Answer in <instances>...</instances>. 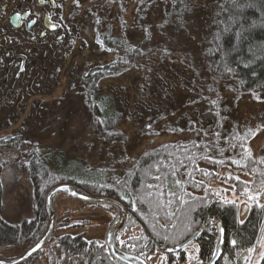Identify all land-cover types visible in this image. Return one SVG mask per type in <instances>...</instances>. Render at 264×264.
I'll return each instance as SVG.
<instances>
[{"label":"trees","instance_id":"16d2710c","mask_svg":"<svg viewBox=\"0 0 264 264\" xmlns=\"http://www.w3.org/2000/svg\"><path fill=\"white\" fill-rule=\"evenodd\" d=\"M79 2V6L78 1L73 2L76 12L68 15V27L62 25V32L69 43L82 38L79 23L77 25L73 19L79 12H85L83 4L89 2L84 17L89 19L94 47L100 54L98 61L96 58L92 65L84 67L85 73L77 80V88L80 89L78 98L91 116L98 143L120 142L122 134L118 124L128 105V101H118V87L106 90L103 82L117 81L128 69L137 70L150 61L157 64L153 72L150 71L152 87L158 84L156 92L164 96L159 100L160 106L165 102L162 110L160 107L161 112L153 108L156 114L150 119L153 127L143 133L156 134L155 126L160 124L158 127L162 126L165 132L189 136L142 149L121 169L111 164L92 166L74 151L30 144L25 163L35 192L34 215L18 222L7 221L0 182V247L20 243L26 247L24 253L31 249L46 227L45 195L67 184L90 198L119 203L126 214L124 227L129 226L131 234L121 243L117 235L115 243L120 250L139 256L148 264L157 254L163 255L167 264L185 262L187 248L175 252L166 250L180 245L199 228L202 232L191 246H195L201 264H207L217 241L218 222L224 229V243L221 257L214 264H236L240 253L256 246L264 230V152H257L251 145L257 128L250 124L242 126L238 121L242 100L256 104L255 111L258 104L264 105V0ZM159 2L157 17L161 21L155 26L145 15ZM114 3L119 7L110 18L107 5ZM130 3L145 7L136 17L140 33L132 38L127 35L130 26L124 19ZM205 11L210 22L202 35L201 63L198 64L192 48L183 46L190 40L186 37L191 38L193 34V24L189 28L187 23L195 20L194 15ZM117 27L119 31L115 30ZM155 35L159 41L154 39ZM62 46V42L55 43L51 60L56 62L61 58L57 48ZM180 54L184 65L179 63L175 67L177 73L166 68L165 62L174 64ZM51 66L60 68V64ZM175 82L178 87L183 84L186 90L176 87ZM177 90L181 92L175 93ZM77 112L84 113V107ZM22 130L19 127L15 133ZM8 136L0 138V150H3L0 151V181L6 169L8 142L10 146L17 142L28 144L26 139L15 138L14 141ZM212 180L224 182L228 190L235 189L236 195H248L250 208L244 219L240 218L238 203L226 198L229 191L211 188L209 181ZM117 217H113L115 221L111 225L117 222ZM54 241L51 239L50 252L44 254L48 250L45 244L33 259L44 255L48 264L68 261L71 264H124L114 258L104 240H87L83 233H66Z\"/></svg>","mask_w":264,"mask_h":264},{"label":"rangeland","instance_id":"374dc122","mask_svg":"<svg viewBox=\"0 0 264 264\" xmlns=\"http://www.w3.org/2000/svg\"><path fill=\"white\" fill-rule=\"evenodd\" d=\"M75 1H78L77 5L79 6V0H65V4L62 5V8H58L59 10L57 13L55 12V15L62 22L63 26L65 24L68 27V15L76 12L75 10L77 7H72ZM89 5V2L83 4V10H85V12H87V6ZM159 6L160 2L156 3L155 6L153 5L147 10V14L145 15L149 16L151 23L155 26L161 21V18L157 17ZM107 7H109L110 10L107 16L112 18L114 14L117 13V7H119V5L114 3L113 5L108 4ZM126 8L124 19L130 26L127 30V35L132 38L133 35H138L140 33L139 25L136 23V17H139L140 11L144 10L145 7L140 6L138 3H130ZM85 12L83 11L82 14L79 12L77 14L78 16L73 19L77 25L79 23L78 28L82 31V38H75V41L72 43L67 41V44L61 48H57L61 58L57 59L56 62L51 60L52 65L60 64L58 70L56 67L51 66V97L49 98L47 94V96H41L42 93H39V95L36 94L34 95L36 98L32 99H38V102L33 104L37 110L31 111L30 114L27 115L28 109L26 110L25 108L22 113L18 114L16 119L3 120L4 123H9L8 126L10 125V128L2 130L0 132V138L9 135L8 138H14V141L17 140L15 138H23L28 141L26 145L25 142H17L10 146V142H8V146H6V150L8 151L7 163L6 169H4L1 174L0 182H2L4 190L3 213L5 219L9 222H18L23 218L29 219L34 215L36 205L34 201L35 192L29 180L31 177L27 170V163H25V153L32 143L39 144L49 149L60 148L74 151L76 154L80 155V157L87 160L92 166L111 164L114 168L121 169L122 166H127L129 164L128 161H130L134 154L142 149L158 146L161 145V143L165 144L185 139L186 136H189L165 132L166 130H163L162 126L158 127L160 124L155 126L156 128L154 127L158 131L156 134L150 135L148 133H143L149 131L153 127L150 123V119L156 115L153 108L156 112H159L160 107L161 110L164 108L165 102L164 100L160 106L159 100L164 96L157 94V89H155V87H158V84L154 83V89L152 87L151 79H153V77L150 75V71L153 72L157 64L155 61H150V63H148L149 65H143L137 70L128 69L117 81L106 80L103 82L102 85L106 90L118 87V101H128V105L126 106L123 120L118 124V128L120 129L119 132L122 134L120 142L115 141L111 145L102 142L98 143V140L94 136L95 130L91 123V116L88 113L87 107L79 100L80 89L77 88L79 86L77 80L85 73L84 67L87 68V66L92 65L96 58L98 61V55L100 54L96 47H94L95 41H93V31L89 19L86 16L84 17ZM197 15H199V19ZM194 17L195 20H191L193 22L189 21V23H187L189 28L190 24H193L191 25L192 37H186V39L190 40L185 42V46L183 47L192 48V51L195 52L194 56L199 64L201 63L199 60V52L202 46V35L205 34V29L208 27L210 19L206 11L196 14ZM115 30H118V27ZM185 36L186 34H184L183 37ZM65 37L67 38L66 35ZM157 37L158 36L155 35L154 39ZM159 40L160 39H158V41ZM92 47L93 49H91ZM177 50L179 51L180 48H177ZM180 57L181 54L176 57L177 59L174 60V64H172V61L165 62L166 68L169 67V69H174L175 73H177V68L175 67L179 63L183 64L184 62ZM70 62L73 64L70 65ZM63 64L64 66H61ZM175 83L177 85L176 87H178V82ZM178 88L186 90L183 84H180ZM165 89L164 87L162 92ZM179 91L180 90H177L175 93ZM36 92L37 90L35 93ZM155 94H157V96ZM44 101H48V103ZM242 101L243 103L240 104L241 116L238 117V121L242 126L250 124L257 128V133L251 140V145L257 152H264V105L258 104L257 111H255L256 104H253L248 99ZM166 103L170 102L167 101ZM28 104L24 107L30 106V104ZM81 107H84V113L79 114L77 110H80ZM147 107H151V109L148 110ZM47 110L50 114H45ZM19 127L23 128V130L15 133V129ZM161 130L163 131L161 132ZM242 179L247 180L246 177ZM209 182L211 188L216 190L223 189L226 190V192L229 191L226 193V198L232 199L238 203L240 218L244 219L250 208V202L247 199L248 195H236L235 189L233 190V188H231L233 191L228 190L226 185H223L224 182L219 180H212ZM46 199L47 196L45 195L44 211H47V221L44 231L47 230L49 222V211L47 209ZM52 200V206L55 210V227L52 235H50L46 242L45 249L48 247V250L45 251L44 249L45 255L47 252H50L49 248H51L53 244L51 239H53V241H58L60 236L66 233L72 235L83 233L87 240L105 241L108 231L107 228L115 221L113 217L118 215L117 210L109 205L101 207L100 204L84 203L71 199L64 194H58ZM128 227L129 226L124 227L125 229L118 234L116 239L120 241L119 243L124 241V239L131 234V229ZM44 231L39 235L38 241L34 242L35 245L43 237ZM134 232L135 228L132 233ZM19 244L7 248L0 247V260L10 261L20 257V255H22L21 253H24L23 250H25L26 247ZM191 245L187 246V257L185 262L180 264H201V261L197 258L195 246ZM263 258L264 230L256 246L249 251L240 253L236 259V264H261ZM165 261L163 255L157 254L150 259V264H167ZM71 263V261H68L66 264ZM21 264L48 263L45 261V256L41 255L37 259H33L32 256Z\"/></svg>","mask_w":264,"mask_h":264},{"label":"flooded vegetation","instance_id":"af4514ba","mask_svg":"<svg viewBox=\"0 0 264 264\" xmlns=\"http://www.w3.org/2000/svg\"><path fill=\"white\" fill-rule=\"evenodd\" d=\"M63 4L65 0H0V132L8 128L4 121L16 119L28 103L27 115L37 110L34 95L51 97V56L55 43L67 44L55 15Z\"/></svg>","mask_w":264,"mask_h":264},{"label":"water","instance_id":"95a60500","mask_svg":"<svg viewBox=\"0 0 264 264\" xmlns=\"http://www.w3.org/2000/svg\"><path fill=\"white\" fill-rule=\"evenodd\" d=\"M59 193H63L73 199H76V200H79L85 203L101 204V205L107 204V205H111L117 208L120 214V217H119L120 221L114 224L113 226H111L106 234V244L109 250L111 251L114 258H116V260H119L120 262L124 264H147L139 256L126 253L120 250L115 244L114 238H116L117 233L124 226V223H125L126 216H125V210L123 209V207L119 203L112 201V200L103 199V198H94V197L90 198V196H86V195H83L77 192L74 188H72L70 185H67V184L59 185L55 187L54 189H52V191L47 196L46 202H47L48 210L50 212V216H49L48 228L45 231V234L43 235L41 240L37 242V244L33 246L31 250H28L22 255H20V257L10 260V261L0 260V264H21L23 261L30 258L32 255H34L36 252H38L43 247V245L46 243V241L48 240L49 236L51 235L54 229L55 210L52 206V199L54 198V196H56ZM217 231H218V236H217V241L215 243V248H214L213 254H211L212 257L207 264H214L215 262H217L221 254V247L223 245L222 243H224V234H223L224 229L222 228V225L220 222L217 223ZM201 232H202V228H199L186 241H184L180 245H177L175 248L167 249L166 252H175V251H180L182 249H185L188 245H191L193 242L197 240V237L200 236L199 234H201ZM261 263L264 264V260Z\"/></svg>","mask_w":264,"mask_h":264},{"label":"snow or ice","instance_id":"6c2138e0","mask_svg":"<svg viewBox=\"0 0 264 264\" xmlns=\"http://www.w3.org/2000/svg\"><path fill=\"white\" fill-rule=\"evenodd\" d=\"M233 243H235V242L233 241Z\"/></svg>","mask_w":264,"mask_h":264}]
</instances>
